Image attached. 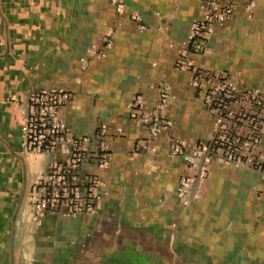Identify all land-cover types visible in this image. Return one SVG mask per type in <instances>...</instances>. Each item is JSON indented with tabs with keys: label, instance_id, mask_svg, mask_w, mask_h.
I'll use <instances>...</instances> for the list:
<instances>
[{
	"label": "crops",
	"instance_id": "obj_1",
	"mask_svg": "<svg viewBox=\"0 0 264 264\" xmlns=\"http://www.w3.org/2000/svg\"><path fill=\"white\" fill-rule=\"evenodd\" d=\"M218 1L234 14L196 52L202 0H0V264H264V176L215 160L203 174L171 147L176 135L190 153L215 128L198 74L264 91V0ZM52 88L72 94L60 117L87 142L81 176L99 178L102 200L39 226L31 191L58 154L27 151L22 126L29 95ZM168 90L172 125L154 136Z\"/></svg>",
	"mask_w": 264,
	"mask_h": 264
},
{
	"label": "built area",
	"instance_id": "obj_2",
	"mask_svg": "<svg viewBox=\"0 0 264 264\" xmlns=\"http://www.w3.org/2000/svg\"><path fill=\"white\" fill-rule=\"evenodd\" d=\"M114 1L119 7L122 6L120 0ZM201 9L203 15L194 21L191 30L196 52L204 50L203 39L206 35L212 33L217 24L232 18L235 11L232 3L218 0H202ZM182 65L193 66L189 61H183ZM199 81L209 85L205 101L214 115L215 128L208 139L190 153L184 150L185 141L173 135V153L184 156L192 167H198L199 160H202L203 174L207 173L209 164L215 160L225 165L250 166L264 176V91L242 88L231 79L213 74H198L197 83ZM168 95L169 90L164 93L160 112L151 118L154 136L172 125L163 112ZM71 98L70 92L56 88L29 95L28 116L22 126L24 148L34 153L58 154L31 191L32 218L39 226L49 214L73 218L92 214L101 206L99 178L92 175L84 180L81 176L82 168L90 157L88 144L79 139L60 117L61 109ZM242 101L252 105L253 109L235 112L234 105ZM142 102L143 98L139 96L136 103L141 105ZM104 135L105 131H101L98 151L94 155L98 167L102 168L111 162ZM189 183L187 177H182L180 195L185 194Z\"/></svg>",
	"mask_w": 264,
	"mask_h": 264
}]
</instances>
